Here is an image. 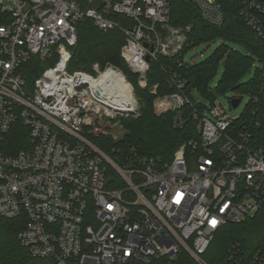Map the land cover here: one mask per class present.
<instances>
[{
  "label": "built area",
  "instance_id": "2783aa9c",
  "mask_svg": "<svg viewBox=\"0 0 264 264\" xmlns=\"http://www.w3.org/2000/svg\"><path fill=\"white\" fill-rule=\"evenodd\" d=\"M189 1L204 22L224 23L217 0ZM230 2L264 41V0ZM83 19L124 34L121 56L141 88L160 56L183 57L185 64L193 26L170 25L168 0H0V148L19 121L29 130L23 149L8 155L0 149V216L24 217L20 245L51 264H149L180 253L210 264L205 255L221 229L264 218V147L255 143L252 125L240 123L250 104L252 116H262L264 62L255 65L258 91L230 100L240 105L249 97L237 118L216 100L199 107L177 73L170 76L174 92L159 96V85L151 89L157 114L175 112V128L185 126L186 107L195 122L198 137L170 163L134 150L110 154L99 143L119 139L123 132L111 131L119 118L132 116L130 108L138 112V101L114 67L69 70ZM34 58L51 63L29 85L23 73ZM109 68L125 79V95L112 93ZM104 77L106 86L98 83ZM228 254L231 264H264V245L246 263L241 244Z\"/></svg>",
  "mask_w": 264,
  "mask_h": 264
},
{
  "label": "trees",
  "instance_id": "16d2710c",
  "mask_svg": "<svg viewBox=\"0 0 264 264\" xmlns=\"http://www.w3.org/2000/svg\"><path fill=\"white\" fill-rule=\"evenodd\" d=\"M224 12V23L221 26H214L204 22L197 7L189 0H168L170 6V25L184 27L192 25L193 29L189 34V49L205 43L216 41L233 42L243 47L244 51L230 49L222 44L221 47L205 62L201 64H183V57L166 58L160 56L150 64L148 72V86L141 88L137 83V77L133 75L126 62L121 56V48L125 43V36L120 30L111 32L100 31L91 19H83L78 29V44L73 50L69 70H83L93 73V66L98 64L101 69L113 66L122 70L129 82L134 87L138 101V112L135 115L119 118V124L123 133L118 140H109L100 146L108 153L112 148L116 152H130L134 150L138 154L152 157L161 163H170L174 153L183 144L192 138H197L195 122L187 118L190 107L183 109L187 122L182 129L174 127L173 118L175 112L168 111L157 114L154 108L155 96L150 94L155 85L158 87V95H166L176 89L170 85V76L177 73L185 81L186 86L183 92L187 93L195 102L192 92L197 90L210 102H214L218 95L227 92L250 94L258 91V74L255 71L253 78L243 82V78L251 73L256 63L264 62V41L251 29L239 15L240 5L230 0H217ZM122 24L131 23L123 16H113ZM185 51V52H186ZM225 57V71L215 91L210 89L221 60ZM51 62H42L37 58L31 60L24 68V77L29 85L40 76L42 71ZM259 106L262 116L264 115V96ZM204 107L205 104H197ZM249 105L248 112L241 124L250 123L254 134L255 143L264 147V118L260 115L252 116ZM256 122L260 126H256ZM29 130L22 123L18 122L11 131L4 136L1 151L8 155L14 154L27 146ZM26 219L18 217L5 219L0 216V264H51L50 261L33 258L24 249L18 240L20 231L25 227ZM239 243L244 250V262L246 263L252 253L264 245V218L258 217L255 220H246L242 224H228L221 229L205 258L210 264H231L229 261V250L233 244ZM149 264H196L186 253H180L174 259L163 258L153 260Z\"/></svg>",
  "mask_w": 264,
  "mask_h": 264
},
{
  "label": "rangeland",
  "instance_id": "374dc122",
  "mask_svg": "<svg viewBox=\"0 0 264 264\" xmlns=\"http://www.w3.org/2000/svg\"><path fill=\"white\" fill-rule=\"evenodd\" d=\"M222 44L229 46L230 49H235L238 51H244L242 46H240L236 43H233V42H225L224 43L223 41H216L213 43L200 44V45H197V46L191 48L187 52V54L184 58L185 64L196 65V64H201V63L207 61L221 47ZM225 60H226L225 57L221 60L220 66L218 68V72L216 73V76L214 77L213 81L210 83V89L212 91L216 90L220 81L222 80V77H223V74L225 71V67H224ZM108 67H113V66H107L105 69H107ZM105 69H101V70H105ZM114 69L120 70V69L115 68V67H114ZM255 70H256L255 67L252 68L251 73H249L248 75H246L243 78V82H247L251 78H253V76L255 74ZM120 71H122V70H120ZM238 95H239V93L227 92L225 94L218 95L215 102L217 104H221L227 110V112L230 113L232 118H237L245 112L246 106L249 102V97L247 95H243L241 104L236 108H234V107L232 108V105L230 104V100L232 98H234L235 96H238ZM192 96L197 103L206 104V106H208V107L212 105V102H210L208 99H206L197 90H194L192 92ZM111 132L114 135H119V133L123 132V130H121V127L118 126V127H114Z\"/></svg>",
  "mask_w": 264,
  "mask_h": 264
},
{
  "label": "bare ground",
  "instance_id": "6f19581e",
  "mask_svg": "<svg viewBox=\"0 0 264 264\" xmlns=\"http://www.w3.org/2000/svg\"><path fill=\"white\" fill-rule=\"evenodd\" d=\"M110 76L112 79V93L114 94V96H116L117 94L119 96H123L125 95V93L127 92V88L128 85L125 81V79L118 73V72H113L112 68H109L107 70L106 76ZM101 78L98 83L99 84H103L106 86L107 81H105L106 78ZM127 101V98H125Z\"/></svg>",
  "mask_w": 264,
  "mask_h": 264
},
{
  "label": "water",
  "instance_id": "95a60500",
  "mask_svg": "<svg viewBox=\"0 0 264 264\" xmlns=\"http://www.w3.org/2000/svg\"><path fill=\"white\" fill-rule=\"evenodd\" d=\"M131 98L132 97L130 96V99ZM239 103H240L239 99H233L232 100V105L234 108H236L239 105ZM136 112H137V110L135 108H130V110L127 111V113H129L130 115H134V114H136Z\"/></svg>",
  "mask_w": 264,
  "mask_h": 264
}]
</instances>
